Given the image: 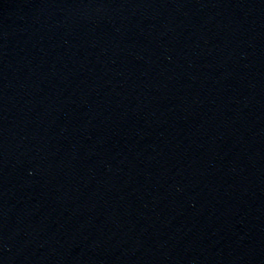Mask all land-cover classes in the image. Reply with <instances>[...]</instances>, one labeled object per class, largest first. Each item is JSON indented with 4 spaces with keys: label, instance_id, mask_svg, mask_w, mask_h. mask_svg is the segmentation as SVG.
<instances>
[{
    "label": "water",
    "instance_id": "obj_1",
    "mask_svg": "<svg viewBox=\"0 0 264 264\" xmlns=\"http://www.w3.org/2000/svg\"><path fill=\"white\" fill-rule=\"evenodd\" d=\"M0 264H264V0H0Z\"/></svg>",
    "mask_w": 264,
    "mask_h": 264
}]
</instances>
